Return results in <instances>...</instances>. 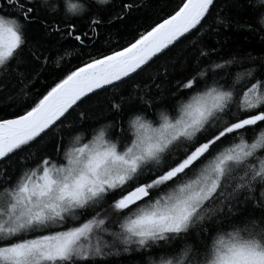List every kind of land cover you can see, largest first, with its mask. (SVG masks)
Here are the masks:
<instances>
[{
	"label": "snow or ice",
	"instance_id": "1",
	"mask_svg": "<svg viewBox=\"0 0 264 264\" xmlns=\"http://www.w3.org/2000/svg\"><path fill=\"white\" fill-rule=\"evenodd\" d=\"M134 7L88 0L66 13L49 0H0V113L16 106L18 85L39 82L54 49L87 57L31 104L0 115V167L12 169L0 175V264H106L190 238L180 259L149 264H264V63L242 69L249 79L236 87L234 58L212 60L219 53L202 34L208 17L210 32L232 26L215 13L216 0H182L138 38L101 51L104 33ZM253 27L264 31V18ZM186 42L191 49L173 51ZM164 58L171 70L145 80L147 94L119 91L106 101L107 123L73 116ZM45 137L50 145L41 147ZM29 156L34 163L16 171L14 161Z\"/></svg>",
	"mask_w": 264,
	"mask_h": 264
},
{
	"label": "trees",
	"instance_id": "2",
	"mask_svg": "<svg viewBox=\"0 0 264 264\" xmlns=\"http://www.w3.org/2000/svg\"><path fill=\"white\" fill-rule=\"evenodd\" d=\"M82 2L85 4V7H87L88 0H49L50 4H56L57 7L62 8L66 13L68 12V5L73 3L80 4ZM128 2L135 4V7L132 9L128 19L110 30V35L109 32L104 33V37L98 45L101 51L107 52L126 45L133 37L138 38L139 35L143 34L146 30H150L156 23L166 19L168 15L174 14V11L178 10V7L182 4V0H128ZM92 3H95V0H92ZM216 5L215 13L227 14L224 18L228 19L232 26L230 28H221L218 32H210L207 25H215L216 23L213 17L210 16L208 17L207 25L203 29L202 34L210 33L205 36V39L209 44L215 45L219 53V55H213V61L223 63L224 60L234 58V64L230 67V71L234 77L232 82L236 87H240L249 79L243 73L242 69L252 67L259 71L260 65L264 63V31H261L259 27H253L252 30L246 28L247 24H260L261 19L264 17L256 16L255 21H253V16L258 12L264 13V3H260L259 0H216ZM111 6V3H109L100 5L99 7L111 8ZM68 14L71 15V13ZM191 47L192 45L186 42L173 51L179 54L182 49H191ZM92 54H96L95 50H93ZM221 57H223V59H221ZM81 58L86 59L87 57H81L79 51L71 46L67 48L58 47L51 51L47 68L41 73L39 82L36 83L35 86L32 84L18 85L16 89V106L7 109L6 113L17 111L20 106L25 103L31 104V102L36 99L38 91L42 92L48 85L52 84L57 77L67 73L72 67L78 66ZM171 63V60L168 58L161 59L140 76L129 81L128 84L122 85L121 89H112L107 93H102L99 97H94L90 103L78 108L76 112L73 113V116L79 119V114L84 112L85 119L81 121V123L85 125L93 124L97 120L101 121V123H107L108 121L105 120V117L110 116L111 112L108 110L106 101L111 100L119 91H122L126 97L129 95L135 97L140 90H143V92L147 94L148 88L145 86V80L150 77L158 76L165 67L171 70ZM15 67L17 72L21 70L20 66ZM201 68L208 74L213 71L210 62L201 65ZM209 83H211V80ZM220 83H224L223 79L220 80ZM132 85H137L138 87H132ZM155 91L156 89L153 88L152 93H155ZM100 109H103V111H100ZM6 113H0V115ZM89 117L92 118L89 119ZM57 131H64L65 134H67V129H58ZM81 134L86 136L89 135V133L84 132ZM258 135L259 130L255 133V136ZM253 138V134H248V142H251ZM50 140V137H45L41 147L43 144L50 145ZM22 155L27 156V154ZM34 159V157L29 156L24 160H15V170L19 171L26 168L28 165L34 163ZM5 170L9 172L12 171L11 168L3 166L0 167V175H2ZM109 228L113 232L119 231L114 225H109ZM99 239L101 243L105 242L103 234L99 236ZM96 242L97 240L95 243ZM192 243L193 240L191 238L187 241L177 239L172 241L167 250L153 246V248L147 250L142 249L137 253L111 255L105 257L104 260L106 264L111 261H116L117 264H124V257L131 255H136L138 258L129 260L128 264H141V259L143 260V264H149L150 261H158L161 258L180 259L182 249L186 244L191 245ZM130 247L134 248L135 246ZM113 251L119 250L114 249ZM141 253L143 254L142 256Z\"/></svg>",
	"mask_w": 264,
	"mask_h": 264
},
{
	"label": "bare ground",
	"instance_id": "3",
	"mask_svg": "<svg viewBox=\"0 0 264 264\" xmlns=\"http://www.w3.org/2000/svg\"><path fill=\"white\" fill-rule=\"evenodd\" d=\"M94 233H97L98 236H100V235L103 234L102 232H96V231H94ZM96 240H97V235H94L93 240H92V243L94 244Z\"/></svg>",
	"mask_w": 264,
	"mask_h": 264
},
{
	"label": "rangeland",
	"instance_id": "4",
	"mask_svg": "<svg viewBox=\"0 0 264 264\" xmlns=\"http://www.w3.org/2000/svg\"><path fill=\"white\" fill-rule=\"evenodd\" d=\"M94 231L99 232V230L94 229Z\"/></svg>",
	"mask_w": 264,
	"mask_h": 264
}]
</instances>
